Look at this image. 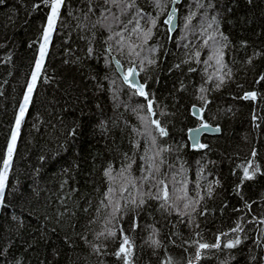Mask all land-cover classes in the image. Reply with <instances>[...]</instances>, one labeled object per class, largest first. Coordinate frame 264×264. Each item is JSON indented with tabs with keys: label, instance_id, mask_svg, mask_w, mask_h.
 Wrapping results in <instances>:
<instances>
[{
	"label": "trees",
	"instance_id": "16d2710c",
	"mask_svg": "<svg viewBox=\"0 0 264 264\" xmlns=\"http://www.w3.org/2000/svg\"><path fill=\"white\" fill-rule=\"evenodd\" d=\"M173 1L63 0L8 167L0 264H264V0H182L171 36ZM51 3L0 0V171ZM202 122L221 134L199 151Z\"/></svg>",
	"mask_w": 264,
	"mask_h": 264
},
{
	"label": "snow or ice",
	"instance_id": "6c2138e0",
	"mask_svg": "<svg viewBox=\"0 0 264 264\" xmlns=\"http://www.w3.org/2000/svg\"><path fill=\"white\" fill-rule=\"evenodd\" d=\"M174 2H175V0H174ZM62 3H63V0H52V3H51V14L48 17V25H47V28L45 29V32H44V41H45V43L41 44V52H40V57L41 58L38 59L37 62H36V70L33 72V75H32V83H30L29 86H28L27 92H26L25 97H24V102L21 105L20 113H19V116L17 117V120H16V130H14V132L12 134L11 142L8 145L7 158L3 161L4 170L0 171V201H2V198H3L5 180H6V173H7L8 167L10 165L11 155H12V151L14 149L15 140H16L17 135H18L20 122L22 121V119L24 117L27 105H28L29 100H30L31 93H32V91L34 89L35 82L37 80L38 74H39L41 66H42V60H43V56L45 54V51H44L45 50V44L48 42V39H49V37L51 35V30L55 26V22H56V19L58 17L59 9H60ZM173 15H174V13H170L169 16H168V19L165 21V23H171ZM156 23H157L156 19L153 18L151 20V24L153 26H155ZM150 34H151V29H149L148 33H146V36H148ZM136 55H139V53H136ZM197 55H198V53H197ZM152 62L153 61H150V63H152ZM117 63H119V61H117ZM135 74H136L135 68L127 69V72L124 75V80L129 83L130 87H132L134 89H137L139 95L146 97L147 93L144 91V85L143 84L133 83V79L132 78H134ZM261 79H264V77H261ZM201 91H203V89H201ZM255 96H256L255 92H250V93H246L244 98L245 99H248V98H253L254 99ZM151 104H152V101L149 100L148 101V105H149V111L150 112H151ZM151 123L156 125L157 129L159 130L160 135H162V136L163 135H167V132H166L165 128L160 126V123H159L158 120H152ZM201 127H207V125H202ZM193 146L195 147L197 145H193ZM198 146L201 147V148L205 147V145H203V144H200ZM253 155H255V153H253ZM129 167H130V165H129ZM105 174L110 176V170L106 171ZM244 174H245L246 178H250L249 170L247 168L244 169ZM110 191H111V189H110ZM141 203H143V201H141ZM109 235H115V233L109 232ZM128 243H129L128 237L125 236L123 238V242L121 243V246H120V252L117 253V255H120V253H125V254L127 253L128 249L125 246ZM236 243H239V241H236ZM227 246L228 247H232L233 245L229 244ZM199 247L200 248H207V247H209V245L200 244ZM211 247H218V245L214 244V245H211Z\"/></svg>",
	"mask_w": 264,
	"mask_h": 264
},
{
	"label": "water",
	"instance_id": "95a60500",
	"mask_svg": "<svg viewBox=\"0 0 264 264\" xmlns=\"http://www.w3.org/2000/svg\"><path fill=\"white\" fill-rule=\"evenodd\" d=\"M181 2H182V0H175V2L173 1L172 7L169 11V14L174 13L171 23H166L171 36L173 34H175L176 31L178 30L179 13H178V9H177L176 5L180 4ZM169 14H168V16H169ZM168 16L165 19V21L168 19ZM117 61H119V63H117ZM112 62L114 64L118 74L122 78L123 82L126 85L130 86L129 83L124 80V75L126 74V72L124 70V67H123V64L121 63V61L118 60V58L115 55H112ZM131 68H135V70H136V74H135L134 78H132L133 83L143 84L144 85V91L146 92V85L143 83V81L140 78L139 70L137 69V67L135 65L132 66ZM132 89H134V88H132ZM134 90L138 94L137 89H134ZM246 93H250V92H246ZM139 96H141V95H139ZM244 97H245V95H244ZM247 100H255L256 101L257 95L255 96L254 99L248 98ZM203 112H204L203 109L199 105L195 104V105L191 106V114L195 119L201 120L203 118ZM202 125H207V127H201ZM165 130L167 132V135H163V136L167 137L168 131H167V129H165ZM220 134H221V127L220 126L213 125V124L207 123V122H202L199 125L192 127L188 130L187 139H188V142H189L191 148L197 149L199 151H203V150L208 148V144L203 142L204 137L205 136H218ZM200 144L205 145V147H203V148L199 147L198 145H200ZM193 145H197V146L194 147Z\"/></svg>",
	"mask_w": 264,
	"mask_h": 264
},
{
	"label": "rangeland",
	"instance_id": "374dc122",
	"mask_svg": "<svg viewBox=\"0 0 264 264\" xmlns=\"http://www.w3.org/2000/svg\"><path fill=\"white\" fill-rule=\"evenodd\" d=\"M50 14H51V12H50ZM47 25H48V20H47V23H46V26H45V29L47 28ZM54 29V28H53ZM53 29L51 30V34H52V32H53ZM45 32V31H44ZM50 41H51V35H50V37H49V39H48V42L45 44V54H44V56H43V60H42V66H43V63H44V60H45V57H46V52H47V50H48V48H49V45H50ZM45 43V41H44V38H43V42H42V44H44ZM40 52H41V50H40ZM41 57H40V53H39V56H38V59H40ZM37 59V60H38ZM37 62V61H36ZM42 66H41V68H42ZM36 70V65H35V67H34V70H33V72ZM40 71H41V69H40ZM32 75H33V73H32ZM39 75V74H38ZM30 83H32V76H31V82ZM20 113V112H19ZM18 116H19V114H18ZM21 123H22V121L20 122V126H21ZM20 126H19V129H20ZM14 130H16V125H15V129ZM18 133H19V131H18ZM17 139V138H16ZM11 142V141H10ZM15 142H16V140H15ZM14 147H15V144H14ZM14 150V149H13ZM8 154V153H7ZM12 154H13V151H12ZM11 157H12V155H11ZM4 170V165H3V168H2V171ZM7 173H8V169H7ZM7 173H6V179H7ZM5 184H6V180H5ZM0 203H1V201H0Z\"/></svg>",
	"mask_w": 264,
	"mask_h": 264
}]
</instances>
